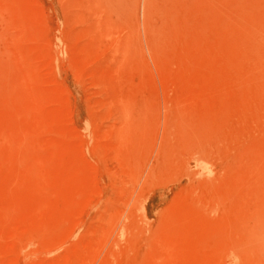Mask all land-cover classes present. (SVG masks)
<instances>
[{
	"label": "rangeland",
	"instance_id": "1",
	"mask_svg": "<svg viewBox=\"0 0 264 264\" xmlns=\"http://www.w3.org/2000/svg\"><path fill=\"white\" fill-rule=\"evenodd\" d=\"M0 264H264V0H0Z\"/></svg>",
	"mask_w": 264,
	"mask_h": 264
},
{
	"label": "bare ground",
	"instance_id": "2",
	"mask_svg": "<svg viewBox=\"0 0 264 264\" xmlns=\"http://www.w3.org/2000/svg\"><path fill=\"white\" fill-rule=\"evenodd\" d=\"M205 124V123H204ZM208 124V123H207ZM185 132V131H184Z\"/></svg>",
	"mask_w": 264,
	"mask_h": 264
}]
</instances>
